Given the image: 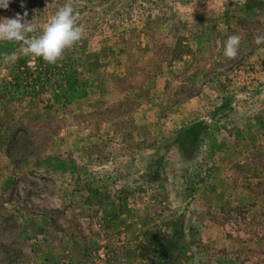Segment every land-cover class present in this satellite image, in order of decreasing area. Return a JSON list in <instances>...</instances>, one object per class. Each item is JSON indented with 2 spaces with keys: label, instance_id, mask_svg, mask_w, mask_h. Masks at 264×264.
<instances>
[{
  "label": "rangeland",
  "instance_id": "obj_1",
  "mask_svg": "<svg viewBox=\"0 0 264 264\" xmlns=\"http://www.w3.org/2000/svg\"><path fill=\"white\" fill-rule=\"evenodd\" d=\"M64 4L85 31L55 64L0 42V264H264V0L0 18Z\"/></svg>",
  "mask_w": 264,
  "mask_h": 264
},
{
  "label": "clouds",
  "instance_id": "obj_2",
  "mask_svg": "<svg viewBox=\"0 0 264 264\" xmlns=\"http://www.w3.org/2000/svg\"><path fill=\"white\" fill-rule=\"evenodd\" d=\"M11 0H0V9L7 10ZM51 4H46L50 7ZM23 7V5H22ZM28 12L16 14L12 18H0V42H16L24 57L41 58L48 64H55L64 52L76 45L84 36V28L78 23V16L71 4L59 6L51 18L40 29L28 21ZM38 34H35L37 33ZM241 37L229 35L220 45L224 57L232 59L238 54ZM256 45L264 44V36L254 38ZM3 62H13L14 56L4 54Z\"/></svg>",
  "mask_w": 264,
  "mask_h": 264
}]
</instances>
